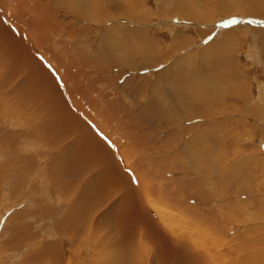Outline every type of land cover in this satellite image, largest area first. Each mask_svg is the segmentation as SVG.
Masks as SVG:
<instances>
[{"label": "rangeland", "instance_id": "obj_1", "mask_svg": "<svg viewBox=\"0 0 264 264\" xmlns=\"http://www.w3.org/2000/svg\"><path fill=\"white\" fill-rule=\"evenodd\" d=\"M0 49V264H264V0H0Z\"/></svg>", "mask_w": 264, "mask_h": 264}, {"label": "bare ground", "instance_id": "obj_2", "mask_svg": "<svg viewBox=\"0 0 264 264\" xmlns=\"http://www.w3.org/2000/svg\"><path fill=\"white\" fill-rule=\"evenodd\" d=\"M6 49L5 48H1V49H5L4 51H5V53H3V54H5V55H7V52L10 54V56H12V54L9 52L10 50L8 49V46L6 45ZM1 49H0V51H1ZM3 51V52H4ZM39 83L42 85V84H44V81H39ZM192 90V89H191ZM187 91V90H186ZM194 91V90H193ZM188 93V92H187ZM193 93V92H192ZM206 94V93H205ZM208 95V94H207ZM58 96H60V95H58ZM188 96H190V95H188ZM209 96V95H208ZM56 97V96H55ZM61 97H62V95H61ZM192 97V96H191ZM198 97H201V96H198ZM197 97V98H198ZM77 98V97H76ZM188 98V97H187ZM60 99V98H59ZM73 99V98H72ZM127 99V98H126ZM195 99V98H194ZM56 100V99H55ZM61 100V99H60ZM76 102H77V106H79L78 107V112H80V111H82V113H81V117H82V119L85 117V112L81 109V103H79L78 102V100L76 99ZM49 103H50V101L48 102V105H49ZM67 105H66V103L65 102H61V104L58 102V101H53L51 104H50V108H51V112H48L49 111V109L46 107V110H44L45 112H47V113H49V117H50V114H51V116L52 117H54V116H56L57 115V113L58 112H60V111H62L63 113H60V114H58L56 117H57V122H59V124H63V121H65V123H66V128H67V130H69V131H74V132H78V128H80L81 130L85 127L84 125H82V124H80V126H79V123H78V120L81 118V117H79L78 116V113H77V110H76V113L73 111L72 112V110L68 107L67 108V110H64L65 109V107H66ZM43 113V112H42ZM102 114V113H101ZM44 115H46V114H44ZM103 115V114H102ZM39 116H40V118H43V115L41 114V113H39ZM148 118V117H147ZM35 119V118H34ZM10 121H12V120H10ZM35 121V120H34ZM38 121V120H37ZM44 121H45V119H44ZM43 121V122H44ZM136 122V121H135ZM45 123V122H44ZM48 123V122H47ZM137 123H139V122H137ZM49 124V123H48ZM45 125H43V127H44ZM83 128H82V127ZM38 127V126H37ZM59 127V126H58ZM37 130V129H36ZM46 130V129H45ZM35 132V131H34ZM33 132V133H34ZM82 134H78V136H80V137H83V136H85V138H86V142H88V141H92L91 142V144H93L94 145V148H97V144H102V142L101 141H99L100 139H98V138H93L91 135H87V133H86V131L85 130H83L82 132H81ZM40 134V133H39ZM43 134H45V133H43ZM48 137V136H47ZM16 138V137H15ZM79 138V137H78ZM90 139V140H89ZM4 140V139H3ZM17 140V139H16ZM24 140V139H23ZM48 140V139H47ZM78 140V139H77ZM9 141V140H8ZM22 141V140H21ZM15 142V141H14ZM16 144V143H15ZM86 144V143H85ZM103 145V144H102ZM96 150V149H95ZM96 152H97V155H98V157H100L101 158V156H103V154L102 153H100V151H98V150H96ZM120 153H121V155L123 156V159L126 161V162H128V157L126 156H124V152L123 151H120ZM29 159H31V158H29ZM20 160V159H19ZM31 161H33V160H31ZM5 163H7V161H4ZM30 162V161H29ZM131 164V163H130ZM4 165V164H3ZM7 165V164H6ZM9 165V164H8ZM22 166V165H21ZM125 166H129V162L125 165ZM10 167V166H9ZM3 168H5V167H3ZM116 168V167H115ZM24 169H26V168H24ZM31 170V169H30ZM123 170V169H122ZM38 172V171H37ZM72 172V171H71ZM0 175H2V174H0ZM73 176V175H72ZM24 177V176H23ZM74 179V178H73ZM57 183V182H56ZM164 194V193H163ZM166 195V194H165ZM86 206V205H85ZM141 208V207H140ZM80 209V208H79ZM85 211V210H84ZM207 211V210H206ZM207 214V213H206ZM208 216H210V215H208ZM213 216V215H212ZM214 217V216H213ZM231 217V216H230ZM210 219V218H209ZM233 221V220H232ZM231 221V222H232ZM234 222V221H233ZM200 223V222H199ZM201 225H203L202 223H200ZM199 224V226L201 227V225ZM221 228V227H220ZM233 229H234V227H232ZM230 231V230H229ZM195 233V232H194ZM239 233V232H238ZM240 236V235H239ZM216 242V241H215ZM186 246H188V245H186ZM118 248H119V246H118ZM127 248V247H126ZM120 249H122V248H120ZM120 249H118V250H120ZM129 249V248H128ZM205 250V249H204ZM127 251V250H126ZM129 251V250H128ZM199 251H201V250H199ZM203 251V250H202ZM121 252H123L122 250H121ZM199 254V253H198ZM50 255H52V254H50ZM53 255H55V254H53ZM198 256H200V255H198ZM41 257H44V256H41ZM45 259L46 260H49V259H51V256L49 257V254H47V255H45ZM197 257V256H196ZM203 257V256H202ZM206 256H204V260L206 259L205 258ZM199 258V257H198ZM220 259V258H219ZM61 262V261H60ZM192 263V262H191ZM190 263V264H191ZM258 263V262H257ZM162 264V263H161Z\"/></svg>", "mask_w": 264, "mask_h": 264}]
</instances>
